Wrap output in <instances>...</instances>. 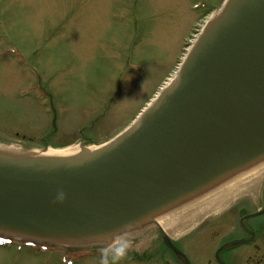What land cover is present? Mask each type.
Returning <instances> with one entry per match:
<instances>
[{"label":"rangeland","instance_id":"1","mask_svg":"<svg viewBox=\"0 0 264 264\" xmlns=\"http://www.w3.org/2000/svg\"><path fill=\"white\" fill-rule=\"evenodd\" d=\"M225 1L0 0V145L26 155L107 145L136 122ZM241 197L179 238L196 264H209L235 231L238 207L254 206ZM112 229L95 243L0 245V264H125L159 242L154 224ZM142 264L165 263L155 254Z\"/></svg>","mask_w":264,"mask_h":264},{"label":"water","instance_id":"2","mask_svg":"<svg viewBox=\"0 0 264 264\" xmlns=\"http://www.w3.org/2000/svg\"><path fill=\"white\" fill-rule=\"evenodd\" d=\"M262 158L264 0H228L110 143L68 158L0 155V235L95 243Z\"/></svg>","mask_w":264,"mask_h":264},{"label":"bare ground","instance_id":"3","mask_svg":"<svg viewBox=\"0 0 264 264\" xmlns=\"http://www.w3.org/2000/svg\"><path fill=\"white\" fill-rule=\"evenodd\" d=\"M93 151L94 149H86ZM96 150V149H95ZM85 149L48 150L43 154H32L36 158H68L76 156ZM0 155L10 158H22L26 153L15 147L0 145ZM248 166V167H246ZM246 168H239L228 175L218 179L213 184L201 188L191 194L187 199L178 204L167 206L164 209L153 213L150 221L140 222L139 225L132 226L133 231L147 229L152 224L157 225L168 236H184L191 226L197 221L207 217L215 211L225 209L230 203L258 189L264 175V158L258 162L245 165ZM125 230V231H127ZM125 231L119 234L125 235ZM117 234V235H119ZM94 236L88 235V238ZM71 238V237H69ZM81 238V237H79Z\"/></svg>","mask_w":264,"mask_h":264},{"label":"flooded vegetation","instance_id":"4","mask_svg":"<svg viewBox=\"0 0 264 264\" xmlns=\"http://www.w3.org/2000/svg\"><path fill=\"white\" fill-rule=\"evenodd\" d=\"M245 196H253L252 202L248 203L250 207L254 206L249 208L243 204L238 207L235 213V231L228 232L224 241H220L217 248L213 249L214 252H209V264H264V178L258 193H249L241 198ZM158 232L159 242L155 247L150 249L149 245L142 254L131 255L125 264H142L155 254L165 264H187L185 257L189 264H196L179 239L170 238L169 241L174 247L172 248L164 240L160 229Z\"/></svg>","mask_w":264,"mask_h":264}]
</instances>
